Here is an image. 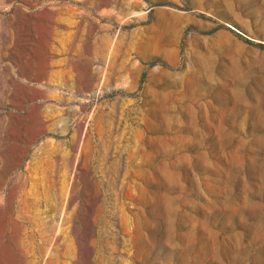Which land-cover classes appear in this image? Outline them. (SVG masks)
<instances>
[{
  "label": "rangeland",
  "instance_id": "374dc122",
  "mask_svg": "<svg viewBox=\"0 0 264 264\" xmlns=\"http://www.w3.org/2000/svg\"><path fill=\"white\" fill-rule=\"evenodd\" d=\"M0 264H264V0H0Z\"/></svg>",
  "mask_w": 264,
  "mask_h": 264
}]
</instances>
